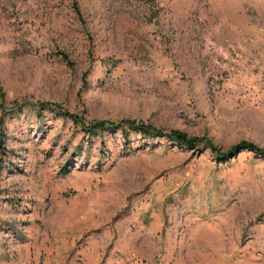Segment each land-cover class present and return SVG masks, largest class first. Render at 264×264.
I'll use <instances>...</instances> for the list:
<instances>
[{
    "label": "rangeland",
    "instance_id": "rangeland-1",
    "mask_svg": "<svg viewBox=\"0 0 264 264\" xmlns=\"http://www.w3.org/2000/svg\"><path fill=\"white\" fill-rule=\"evenodd\" d=\"M0 264H264V0H0Z\"/></svg>",
    "mask_w": 264,
    "mask_h": 264
},
{
    "label": "trees",
    "instance_id": "trees-1",
    "mask_svg": "<svg viewBox=\"0 0 264 264\" xmlns=\"http://www.w3.org/2000/svg\"><path fill=\"white\" fill-rule=\"evenodd\" d=\"M43 109H46V108H43ZM115 128H118L122 132V135L124 136V138H126V139H128V137L131 133H134L137 135L139 134L140 136H142L144 138H157V137L166 136L167 138H169L172 141H176V142H179L181 144H186L189 146H194V145L200 143L199 140L189 139L184 134H182L180 132H173V133L167 134V133L158 131L156 129L149 128L148 126L138 125V124H136V122H130V121H125V120L120 121L117 124L106 123V122L103 123L102 122V123L96 124L94 126H91L90 128H87V130L92 132L94 135H97L101 131H105L108 129H115ZM241 147L248 148L251 151L260 153V152H258L259 151L258 148H255L253 145H250L249 143H248V145H242Z\"/></svg>",
    "mask_w": 264,
    "mask_h": 264
}]
</instances>
